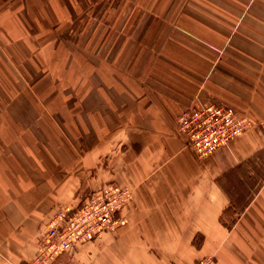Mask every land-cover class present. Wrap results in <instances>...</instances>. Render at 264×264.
Returning a JSON list of instances; mask_svg holds the SVG:
<instances>
[{"label":"crops","instance_id":"obj_1","mask_svg":"<svg viewBox=\"0 0 264 264\" xmlns=\"http://www.w3.org/2000/svg\"><path fill=\"white\" fill-rule=\"evenodd\" d=\"M75 22L92 52L69 57L53 30ZM0 47L20 76L51 77L57 59L66 84L67 60L79 78L56 125L22 96L17 113L0 104L13 114L0 118V264L35 256L46 196L77 203L107 181L134 189L122 227L54 264H264V0H0ZM197 99L256 125L198 159L177 123ZM235 171L252 191L239 213L223 185Z\"/></svg>","mask_w":264,"mask_h":264},{"label":"rangeland","instance_id":"obj_2","mask_svg":"<svg viewBox=\"0 0 264 264\" xmlns=\"http://www.w3.org/2000/svg\"><path fill=\"white\" fill-rule=\"evenodd\" d=\"M103 2H105V0H103ZM150 2L153 3L155 2V0H150ZM117 4L120 3L118 2ZM99 16L103 17L105 16V14L89 13L86 14L85 20L94 22L97 21L96 19ZM132 17L134 20L140 19V14H132ZM79 24L80 23L77 24L75 22L73 24H70L69 28H62L61 30L59 28L53 30L54 37L57 38L60 42H63L62 44L66 51L69 53V57L77 55V52L79 51H85L86 53L92 52V47L90 45L87 46L86 43L84 44L82 38V36H84V38L87 39L89 36H91V34L89 33H91L92 30H80V28H78ZM62 44H56L54 45V47L60 48ZM45 52H47V50ZM55 52L53 54L57 53ZM46 56H48V54H46ZM54 60L55 61L51 62L54 66L53 69H58L56 72L60 73V69L62 68L60 67V65L63 62L58 61L57 59ZM46 63H50V61ZM23 64L24 63L21 61L20 64H18V67L22 68ZM76 64L77 62L73 60L66 61L65 70L66 72H68L69 70V75H67L68 73L66 74V80L69 83L66 84L63 76H60V74L58 73H54V75L51 77L37 76L34 78H29L20 76V74L18 73L19 70L13 68L14 65L12 61L0 60V73H5V76H0V104L9 106L8 108H10V111L13 110V112L17 113V107L14 109V107L11 106L13 104H17V98L19 96H22L25 102L31 103V101H33V106L34 103H36V114L38 116L46 115L47 119H50L53 124H55L53 120H56L57 123H60V118L67 117L65 107L62 104L63 100L64 102H66L64 98L68 99V102L70 101L69 103H71L72 96L73 99L75 97L73 94L76 95V92L72 91V93L68 90H65L64 93H62V88L64 85H68V88L77 85V81L79 78L75 76L77 75L75 71V69L77 68ZM89 69L91 72V67ZM15 72L17 73V76H14L13 74ZM30 80L32 81V83ZM62 97L63 100L61 101ZM197 100H193L190 105L181 110L178 115L177 123L179 130L185 138L186 146L192 153L197 156L198 159L202 160L207 156H210L215 151L229 147L238 137L242 136L250 128L256 125L255 120H253L248 114L238 111L240 117H238L237 119V124H239V127H242L244 125L243 129L236 128V130L233 131V137L226 145L221 148L219 146L217 150L207 148V153L209 154L206 153V156H201L200 152L196 149L197 139L194 138L193 132L192 135H189L187 132H185V127L189 124L191 119L194 122V125L197 126L198 121L201 119L200 114L205 113V110L209 109H207L206 107L211 106L210 108L220 109L223 107L230 108L231 106L225 103H216L212 101L204 102L202 100ZM68 109L72 111V114H76V108L75 110L73 109V107H69ZM1 111L2 109L0 108V118L3 116L8 118L13 115H10L7 112L4 115ZM18 111L19 115L15 114L17 117H25L22 114L27 113V109L22 108L21 112L19 109ZM62 114L65 115L62 117ZM75 116H77V114ZM243 120H245L244 124ZM32 127H34V125ZM22 131L24 132L25 130ZM189 139L192 141L194 148L190 147ZM73 175L75 176V172L73 173ZM241 175L248 179L250 176V174L248 173L240 174L238 171H235L232 176L230 175L226 180L223 181V185L226 191L234 202L233 210H235V212L237 211V213H239L240 209L244 207V204L248 202L252 194L251 190L247 188H240L237 184V177H241ZM251 181L252 180H250V182ZM48 196H46L45 200L40 204L44 205L47 202L49 203L46 213L42 215L41 221L40 219H38L37 222L38 226L40 221V228L37 237V250L35 256L31 258L29 264H54L57 259H59L63 254L74 251L80 246L92 243L106 233H113L119 230L124 223V216L122 215V211L134 200V189L117 181H107L98 187L90 188L84 193H81L77 197L79 198V201L77 203L72 201L69 203L62 201L61 203L59 201L51 200L50 198H48ZM107 205H113L112 207H107L108 213L106 212ZM226 215L228 216H226L227 221L225 220V222L228 225H232L234 223L233 221L235 220L236 214L233 213L232 210H229ZM95 219H97V221H95ZM93 220L94 224L97 225L96 228H92L91 222ZM46 236H54V239L51 240L52 243L50 245L55 247L56 250H59L55 253L50 254L44 263H38L37 259L39 256V248L42 243H44ZM55 242H57V244H55ZM47 247L49 248V246ZM209 255H213L216 260L215 264H218L216 255ZM203 257L197 259L194 263H196Z\"/></svg>","mask_w":264,"mask_h":264},{"label":"built area","instance_id":"obj_3","mask_svg":"<svg viewBox=\"0 0 264 264\" xmlns=\"http://www.w3.org/2000/svg\"><path fill=\"white\" fill-rule=\"evenodd\" d=\"M210 107H206L207 109L208 108L209 109L205 110V113L200 114L201 119L198 121L197 126L194 125V122L191 119L189 124L185 127L186 128L185 132H187L189 135H192L193 132L194 138L197 139L196 149L200 152L201 156L205 155L208 152L207 148L217 150L219 146L221 148L224 145H226L233 137L232 136L233 131L236 130V128L243 129L244 127V125L242 127H239V124H237V119L238 117H240V115L238 114L239 112L233 107L230 108L223 107L220 109L210 108ZM245 120H243V124ZM189 145L190 147L194 148L192 141L190 139H189ZM110 206L112 207L113 205L106 206V212H107V207ZM95 221H97V219H95ZM91 224H92V228H96L97 225L94 224V220L91 222ZM52 239H54V236L51 237L46 236L44 243H42V245L40 246L39 256L37 259L38 263H44L50 254L55 253L56 251L59 250V249L56 250L55 247L50 245L52 243L51 241ZM55 244H57V242H55ZM47 246H49V248ZM215 261L216 260L213 255H208L203 257L194 264H215Z\"/></svg>","mask_w":264,"mask_h":264}]
</instances>
